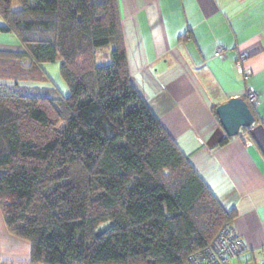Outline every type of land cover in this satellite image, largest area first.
Here are the masks:
<instances>
[{
    "label": "trees",
    "instance_id": "1",
    "mask_svg": "<svg viewBox=\"0 0 264 264\" xmlns=\"http://www.w3.org/2000/svg\"><path fill=\"white\" fill-rule=\"evenodd\" d=\"M18 1L14 10L0 0V32L25 53L0 50V79L61 59L70 94H26L0 80L7 230L30 242V264H189L236 213L132 84L117 0Z\"/></svg>",
    "mask_w": 264,
    "mask_h": 264
},
{
    "label": "crops",
    "instance_id": "2",
    "mask_svg": "<svg viewBox=\"0 0 264 264\" xmlns=\"http://www.w3.org/2000/svg\"><path fill=\"white\" fill-rule=\"evenodd\" d=\"M131 81L248 246L264 260V0H117ZM221 46L225 57L215 55ZM251 75L234 66L240 54ZM254 88L256 123L246 138L226 132L213 106ZM249 101V99H247ZM250 103V102H249ZM251 141L252 144H249ZM31 244L12 235L0 211V261L30 264Z\"/></svg>",
    "mask_w": 264,
    "mask_h": 264
},
{
    "label": "rangeland",
    "instance_id": "3",
    "mask_svg": "<svg viewBox=\"0 0 264 264\" xmlns=\"http://www.w3.org/2000/svg\"><path fill=\"white\" fill-rule=\"evenodd\" d=\"M20 8V3L18 0H14L13 9L18 10ZM3 23L2 17L0 16V24ZM99 48L96 54V59L99 63L104 64L107 60L106 48ZM105 49V50H104ZM0 50L10 51L13 53H25V49L20 43L18 37L13 33H1L0 32ZM23 60L29 66L31 60L28 56H22ZM23 63V64H25ZM25 77L21 78H4L0 79L1 81L7 83L16 90H21L26 94H47V95H56L67 96L70 94V85L67 80L64 78L61 71V59H57L52 62H45L37 65L35 68L31 69L28 73H25ZM105 226H102L99 229V232L104 230ZM241 255L240 259H242ZM1 264H3L0 261Z\"/></svg>",
    "mask_w": 264,
    "mask_h": 264
},
{
    "label": "built area",
    "instance_id": "4",
    "mask_svg": "<svg viewBox=\"0 0 264 264\" xmlns=\"http://www.w3.org/2000/svg\"><path fill=\"white\" fill-rule=\"evenodd\" d=\"M215 55L225 57L226 50L219 46ZM246 54H240L236 59L234 66L237 71L245 78L251 75V70L247 69L245 62ZM247 97L252 106L259 104V96L254 88L247 89ZM248 128H242L238 136L246 138ZM252 144L251 141H248ZM248 250V246L240 236L239 232L233 224H225L220 229L214 240L203 249L191 254L188 259L189 264H250L240 257ZM1 264V263H0ZM258 264H264V260Z\"/></svg>",
    "mask_w": 264,
    "mask_h": 264
},
{
    "label": "water",
    "instance_id": "5",
    "mask_svg": "<svg viewBox=\"0 0 264 264\" xmlns=\"http://www.w3.org/2000/svg\"><path fill=\"white\" fill-rule=\"evenodd\" d=\"M218 120L226 135L236 137L242 128H251L256 123L249 102L242 96L231 97L216 108Z\"/></svg>",
    "mask_w": 264,
    "mask_h": 264
},
{
    "label": "flooded vegetation",
    "instance_id": "6",
    "mask_svg": "<svg viewBox=\"0 0 264 264\" xmlns=\"http://www.w3.org/2000/svg\"><path fill=\"white\" fill-rule=\"evenodd\" d=\"M247 131H248V133L250 132V131H249V128L247 129Z\"/></svg>",
    "mask_w": 264,
    "mask_h": 264
}]
</instances>
